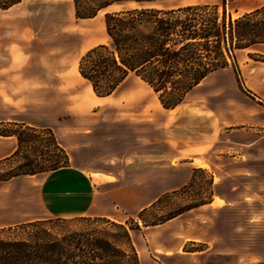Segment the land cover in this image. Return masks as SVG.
<instances>
[{
    "label": "rangeland",
    "instance_id": "374dc122",
    "mask_svg": "<svg viewBox=\"0 0 264 264\" xmlns=\"http://www.w3.org/2000/svg\"><path fill=\"white\" fill-rule=\"evenodd\" d=\"M112 1L78 0V12L89 16L104 10L218 4L219 9L210 6L190 17L204 21L218 16L220 22L229 23L264 4V0H146L142 4L123 0L99 10ZM8 2L0 0V4ZM60 4L30 0L19 6L32 19L28 34L19 33L18 25L12 35L3 31L4 23L15 17L0 14V65L8 57L4 50L9 45L28 60L23 69L0 66V119L9 115L18 118L16 123L38 129L23 130L38 140L35 146H24L21 154L1 159L0 176L29 160L41 166L48 165L51 156L61 157L49 146L45 131L51 129L68 154L69 165L84 172L75 181L77 187H88L97 197L84 216L71 215L80 206L69 207L65 218L44 214L36 206L39 221H46L39 229L68 239L74 233L83 235L79 239L88 234L95 239L99 233L123 250V264H136L135 254L140 264H264V45L237 49L229 40L236 63L230 58V67L208 76L172 112L136 76L113 95L99 97L80 75L79 63L95 45L101 24H80L65 31L67 16ZM254 19L263 20L264 9ZM9 123L0 121V128L18 130ZM13 146L18 147V142L0 138V154L4 147ZM47 173L22 180L36 189ZM105 179L111 183L103 184ZM8 188L5 193L11 191ZM22 188L17 183L15 193ZM3 191L0 209L7 201ZM188 206L193 208L168 221L171 213ZM101 214L109 218L93 216ZM6 216L0 213L3 237L22 238L26 231L37 230H24L15 224L17 219ZM96 217L124 225L132 242L122 228Z\"/></svg>",
    "mask_w": 264,
    "mask_h": 264
},
{
    "label": "trees",
    "instance_id": "16d2710c",
    "mask_svg": "<svg viewBox=\"0 0 264 264\" xmlns=\"http://www.w3.org/2000/svg\"><path fill=\"white\" fill-rule=\"evenodd\" d=\"M133 1L142 4L146 0ZM20 2L21 0H9L8 3L0 4V9L7 10ZM120 2L123 0H113L101 5L99 10ZM210 6L219 9V5H193L177 9L142 7L107 13L105 26L108 43L94 47L82 57L79 63L80 75L99 97L111 96L129 77H139L157 95L166 110L177 109L208 76L230 67V58L236 63V54L229 47V40L237 49L264 45V19H254L264 6L235 21L231 19L229 23L226 19L220 22L218 16L204 21H199L198 17H190V13ZM78 11L76 0L77 18H92L97 15L81 16ZM9 125L18 130L0 128V136L17 139L18 147L14 155L21 154L24 146L37 142L36 137H31L23 130L37 132L38 129L25 123L11 122ZM45 132L50 136L49 146L62 156H51L52 159L47 161L48 165L41 166L26 158L29 161L1 175L0 182L69 166L70 158L51 129ZM193 181L194 176L190 182ZM203 204L205 203L201 205ZM193 207L188 206L171 213L168 221ZM95 219L113 223L107 218ZM55 220L64 221L60 218ZM44 222L46 221L19 225L24 230L37 229L26 231L22 238L3 237L4 228L0 229V264H123L120 259L125 253L118 248L116 241H111L106 236H97L99 233H95V239H92L93 234L79 239L77 236H83L80 233H74L71 236L73 238L69 239L66 236L57 237L47 230L39 229ZM113 225L122 228L124 237L132 242L131 234L124 225ZM81 257L87 261H78ZM133 261L140 264L137 254Z\"/></svg>",
    "mask_w": 264,
    "mask_h": 264
},
{
    "label": "crops",
    "instance_id": "0c3cea01",
    "mask_svg": "<svg viewBox=\"0 0 264 264\" xmlns=\"http://www.w3.org/2000/svg\"><path fill=\"white\" fill-rule=\"evenodd\" d=\"M54 1H60L61 2L60 7L62 9V12L65 11L66 13L67 18L63 26V29L65 31L72 30L75 25L83 24L91 27L94 23L99 22L101 24L102 31H100V36H98L96 39H93L95 41L93 43L95 44L93 48L108 43L109 37L107 35L106 26H105V14L109 10L100 11L95 17L82 19V18H77L76 16V0H54ZM29 2L30 0H22L19 4L11 7L8 10H4L2 11V13H0L2 14L1 16H3L4 18L13 17V16L15 17L14 21H12L11 23L8 24L4 23V25L2 26L3 31H8V33L12 35L14 33L13 30H15L14 26L18 25L19 33L28 34V30L33 25L32 19L28 17L29 13L23 12L24 8L19 6ZM193 5H218V4L194 3V4H186L182 6H172V7L156 6V7L161 9H177V8L193 6ZM263 6L264 4L261 6H257L247 11L244 14L251 13ZM18 7L19 10L16 9ZM4 51H6L5 54H8V57L3 60V64L0 66L9 68L11 70L23 69L27 67L28 60L25 57H19L20 55L19 50L14 49L11 45H9ZM177 109L172 110V112H175ZM17 119L18 118L9 117V115H4L0 119V121L11 123V121L13 122L17 121ZM0 138L2 140H7V141L11 140L12 142H17V139L15 137L0 136ZM16 149L17 146L16 148L15 146L4 147L2 149L3 151H1L0 154V160L11 156L16 151ZM41 174L43 173H39L36 175L20 176L13 178L9 181L3 182L7 184L1 185L0 190H4L3 199L7 201L5 202V204H3L4 207L0 209V213L6 214L7 215L6 217L8 218L14 217L15 219H17L15 224L19 225V224L41 220V218H39L37 214L34 213V209L36 206L40 208V211L42 213L52 216H57L60 218H65L67 214V210L71 206L72 207L80 206L76 208L73 214H71L72 216H84L91 210L92 203L95 201V198L97 199V197H95V194L92 193V191H90V188L77 187V184L75 182V181H80L79 180V178H81L80 176L84 174L82 170L78 168H73L71 165H69L67 167L48 172L46 175H44L41 178L40 185L36 189L33 188L34 185L31 186L30 184H27L26 181L22 180L23 177H27V176L33 178H39ZM88 179L90 181L92 180L91 177H89ZM17 183H22L23 188L18 193H15L14 189ZM102 183L108 184L111 182L105 179L102 181ZM9 184H11L12 186L9 187L11 191L9 193H5V190H7ZM16 197H20L21 201L18 203L13 201L14 198ZM63 202L67 203L68 206H65V208L59 207V205L63 204ZM144 207H142L141 209H143ZM13 213H15L16 215L13 216L12 215ZM105 215L106 214L93 215V216H102L109 218L108 216Z\"/></svg>",
    "mask_w": 264,
    "mask_h": 264
},
{
    "label": "bare ground",
    "instance_id": "6f19581e",
    "mask_svg": "<svg viewBox=\"0 0 264 264\" xmlns=\"http://www.w3.org/2000/svg\"><path fill=\"white\" fill-rule=\"evenodd\" d=\"M200 167H205L204 165H201ZM217 202H215L214 204H216Z\"/></svg>",
    "mask_w": 264,
    "mask_h": 264
}]
</instances>
